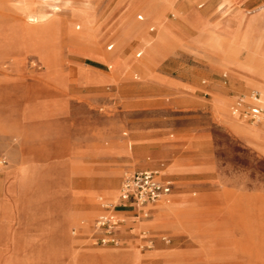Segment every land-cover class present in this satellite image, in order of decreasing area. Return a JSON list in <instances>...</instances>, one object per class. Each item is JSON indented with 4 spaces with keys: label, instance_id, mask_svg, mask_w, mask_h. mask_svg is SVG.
Returning a JSON list of instances; mask_svg holds the SVG:
<instances>
[{
    "label": "rangeland",
    "instance_id": "rangeland-1",
    "mask_svg": "<svg viewBox=\"0 0 264 264\" xmlns=\"http://www.w3.org/2000/svg\"><path fill=\"white\" fill-rule=\"evenodd\" d=\"M259 11L264 0H0V264L21 249L37 264L97 250L128 251L126 264H264V136L233 126L264 123L230 113L264 89L193 17L212 29ZM255 41L232 40L235 57H259ZM154 161L173 180L154 205L168 207L113 212L124 236L94 242L122 179Z\"/></svg>",
    "mask_w": 264,
    "mask_h": 264
},
{
    "label": "built area",
    "instance_id": "built-area-1",
    "mask_svg": "<svg viewBox=\"0 0 264 264\" xmlns=\"http://www.w3.org/2000/svg\"><path fill=\"white\" fill-rule=\"evenodd\" d=\"M139 55L140 53L137 54ZM230 113L251 123H264V102L260 92L251 90L247 94L238 96L230 106ZM172 187V180L163 178L158 169L137 170L124 177L118 190L119 202L112 207L104 204L107 213L100 214L93 223L94 242L101 245L118 244L117 226L120 221L112 214L116 207L127 205L147 217V206L164 200L170 194ZM162 240L169 242L167 236H163ZM149 242L151 245V241Z\"/></svg>",
    "mask_w": 264,
    "mask_h": 264
},
{
    "label": "crops",
    "instance_id": "crops-1",
    "mask_svg": "<svg viewBox=\"0 0 264 264\" xmlns=\"http://www.w3.org/2000/svg\"><path fill=\"white\" fill-rule=\"evenodd\" d=\"M193 17H194V22L196 23V25H198V27H200V28L207 27V29H209L207 32H199V37L204 35L205 39L208 41L207 43L209 45L213 46L216 44V48L219 49L221 52H224L226 55H229L231 53H232V55L235 53H239V50L235 46V44L232 43L231 41H228L227 38L224 35H222V33L219 30H215V28H214L219 23L224 22L225 18H227V17L220 19L218 21V23L213 26L212 29L208 28V26H206L205 21L203 20L202 17H199L195 13L193 14ZM261 17L264 19V12L261 13ZM260 38H261V41L263 43V48L259 51L260 54L258 53L259 57H255V55H253V54H255L253 51H249L250 53L248 52V55L251 57V59L255 63V70H256L255 73L251 74V78H247V77H244L239 72H237L240 76H242L246 80L248 85H254L256 87L258 84L260 86L264 85V27H262V29H261ZM138 53H140V55H141L142 52L138 51L136 53V56ZM239 66H240V62H237L236 65H232V66L230 65V67L235 71H237L236 69ZM260 94L262 96L261 92H260ZM233 126L235 128H237V130H240L245 135L253 136V135H257V134H260V135L262 134L264 136V127L247 128V127H244L242 125H233ZM153 166H155V161L150 162V163L147 162V163L141 164L140 165L141 168L139 170L150 169ZM174 169H176V167H175V165L172 164L170 166V170L172 171ZM159 171L162 174L163 178L172 180L170 177H168L164 174L167 171H165V170L164 171L159 170ZM172 182H173V180H172ZM172 189H173V187H172ZM154 204L155 203L147 206V211H148L147 217H144L137 210H135L136 217L149 218L151 211H152V207L155 209V213H158L160 215L159 211L156 210V207H158V206L157 205L155 206ZM131 208H133V207H130L127 205H119L117 208L114 209V212L115 213H126V212H129ZM119 221L120 222L118 223L117 229H119V227L124 225L122 220H119ZM122 235L123 234H121V235L117 234L118 238H119V236H122ZM132 257L133 256L128 251H124V252L123 251H109V250L87 251V252H82L80 254L79 253L76 254L74 256V258L69 259L67 261V263H65V264H126L127 262L129 263V261H132V263H134L135 260H133ZM49 261H51L52 264L53 263L60 264V261H58L59 262L58 263V262H56V259H52ZM39 263L42 264L41 261ZM15 264H37V263H35V261L30 262L29 258L26 257L25 254H23L22 249H21L19 252H17V255L15 256ZM43 264H49V262H46L44 260Z\"/></svg>",
    "mask_w": 264,
    "mask_h": 264
},
{
    "label": "bare ground",
    "instance_id": "bare-ground-1",
    "mask_svg": "<svg viewBox=\"0 0 264 264\" xmlns=\"http://www.w3.org/2000/svg\"><path fill=\"white\" fill-rule=\"evenodd\" d=\"M259 21H261V12L259 11L256 16L254 17H247L245 16L242 12H238L236 15L230 16L227 19L222 22V32L225 33L228 38L230 37V32H233V37L230 39L236 40V41H243L245 42V46L242 47L243 49L247 47L250 38L252 37V33L256 32V47L262 49L263 48V43L260 38V32L262 27L259 25ZM239 46L241 45L240 43ZM243 45V44H242ZM250 53V52H249ZM236 54H229L230 57V62L231 64L236 65L237 62H240V66L237 68L238 71L242 72L245 77L251 78V74L255 73V63L251 59V57L248 55V52L246 53V56L244 60L239 61L238 57ZM255 57H257L256 54ZM112 68V66H111ZM89 75V74H88ZM87 78V77H86ZM100 78V77H99ZM258 87H262L264 89V85H257ZM262 97V96H261ZM263 102L264 99L262 98ZM174 205V204H173ZM172 205V206H173ZM168 207L167 204L165 203H160L158 206V211L162 212Z\"/></svg>",
    "mask_w": 264,
    "mask_h": 264
}]
</instances>
